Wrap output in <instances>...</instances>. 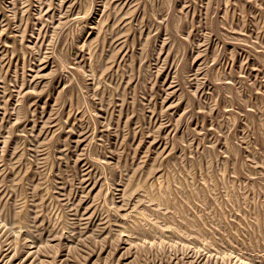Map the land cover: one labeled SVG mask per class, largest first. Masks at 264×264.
<instances>
[{
	"label": "rangeland",
	"instance_id": "374dc122",
	"mask_svg": "<svg viewBox=\"0 0 264 264\" xmlns=\"http://www.w3.org/2000/svg\"><path fill=\"white\" fill-rule=\"evenodd\" d=\"M0 264H264V0H0Z\"/></svg>",
	"mask_w": 264,
	"mask_h": 264
},
{
	"label": "bare ground",
	"instance_id": "6f19581e",
	"mask_svg": "<svg viewBox=\"0 0 264 264\" xmlns=\"http://www.w3.org/2000/svg\"><path fill=\"white\" fill-rule=\"evenodd\" d=\"M84 181H85V180H84ZM84 181H83V182H84ZM86 185H87V184H86ZM84 188H85V187H84Z\"/></svg>",
	"mask_w": 264,
	"mask_h": 264
}]
</instances>
